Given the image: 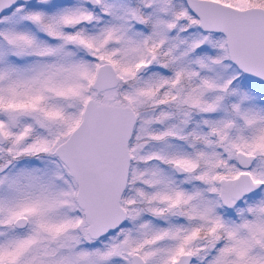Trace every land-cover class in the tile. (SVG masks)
Segmentation results:
<instances>
[{
	"label": "snow or ice",
	"instance_id": "snow-or-ice-1",
	"mask_svg": "<svg viewBox=\"0 0 264 264\" xmlns=\"http://www.w3.org/2000/svg\"><path fill=\"white\" fill-rule=\"evenodd\" d=\"M0 264H264V0H0Z\"/></svg>",
	"mask_w": 264,
	"mask_h": 264
}]
</instances>
